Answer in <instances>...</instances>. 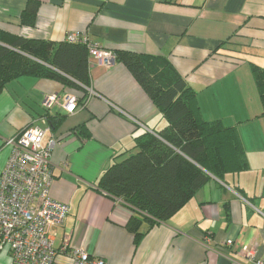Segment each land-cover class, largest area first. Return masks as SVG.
Wrapping results in <instances>:
<instances>
[{"label":"crops","instance_id":"1","mask_svg":"<svg viewBox=\"0 0 264 264\" xmlns=\"http://www.w3.org/2000/svg\"><path fill=\"white\" fill-rule=\"evenodd\" d=\"M29 1L0 0L1 31L55 42L82 32L113 55L165 57L196 91L203 118L237 129L248 163L244 172L213 177L167 220L144 224L136 245L126 227L133 210L97 184L138 134L166 125L149 96L123 64L90 57L86 103L71 114L43 105L46 95L60 101L68 95L60 82L11 80L0 94V175L10 138L42 124L45 114L62 115L45 139L56 142L50 195L70 207L55 246L68 242L69 252L84 249L107 264H255L243 254L253 245L264 262V116L253 74L254 65L264 68V0H32L37 17L26 26ZM84 125L90 137L82 135ZM0 264H11L8 253L0 254Z\"/></svg>","mask_w":264,"mask_h":264},{"label":"trees","instance_id":"2","mask_svg":"<svg viewBox=\"0 0 264 264\" xmlns=\"http://www.w3.org/2000/svg\"><path fill=\"white\" fill-rule=\"evenodd\" d=\"M39 4L29 1L22 24L34 26ZM86 43L27 39L0 30V94L7 83L22 76L52 79L71 89L77 108L86 103L91 84ZM115 62L123 64L163 116L161 129L144 130L134 146L114 157L97 187L132 210L127 229L138 245L143 225L155 226L176 214L213 177L248 169L245 151L235 127L203 118L197 93L163 56L120 50ZM264 116V68L254 65ZM50 127L62 115H43ZM58 121V122H56ZM82 135L90 137L87 126Z\"/></svg>","mask_w":264,"mask_h":264},{"label":"built area","instance_id":"3","mask_svg":"<svg viewBox=\"0 0 264 264\" xmlns=\"http://www.w3.org/2000/svg\"><path fill=\"white\" fill-rule=\"evenodd\" d=\"M68 43H86L89 57L106 66L115 63V56L91 44L82 32H69ZM78 98L68 94L61 101L56 94L46 95L43 105L47 110L58 107L71 114L77 110ZM20 131L7 144L11 153L0 175V254H9L11 264H107L84 249L69 252L68 242L55 246L56 231L69 214L68 204L50 195L54 180L52 153L56 142L45 143L51 130L46 118ZM233 240L225 245L230 247ZM243 254L252 263L264 264L253 245L244 246Z\"/></svg>","mask_w":264,"mask_h":264},{"label":"clouds","instance_id":"4","mask_svg":"<svg viewBox=\"0 0 264 264\" xmlns=\"http://www.w3.org/2000/svg\"><path fill=\"white\" fill-rule=\"evenodd\" d=\"M66 38V37H65Z\"/></svg>","mask_w":264,"mask_h":264}]
</instances>
